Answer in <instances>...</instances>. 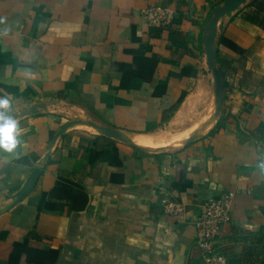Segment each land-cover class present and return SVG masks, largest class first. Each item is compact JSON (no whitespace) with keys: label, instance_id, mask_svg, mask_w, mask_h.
Here are the masks:
<instances>
[{"label":"crops","instance_id":"obj_1","mask_svg":"<svg viewBox=\"0 0 264 264\" xmlns=\"http://www.w3.org/2000/svg\"><path fill=\"white\" fill-rule=\"evenodd\" d=\"M0 96V264H207L195 219L227 191L218 250L264 264V0H0Z\"/></svg>","mask_w":264,"mask_h":264},{"label":"built area","instance_id":"obj_2","mask_svg":"<svg viewBox=\"0 0 264 264\" xmlns=\"http://www.w3.org/2000/svg\"><path fill=\"white\" fill-rule=\"evenodd\" d=\"M146 21L153 26L167 28L172 25L176 10L172 6L148 5L142 10ZM236 191H227L206 198L199 207L195 219L196 243L202 250L207 264H227L226 256L216 246V237L222 226L231 220V204ZM160 202L163 213L169 217H177L186 211V204L170 197L169 193L160 187Z\"/></svg>","mask_w":264,"mask_h":264},{"label":"clouds","instance_id":"obj_3","mask_svg":"<svg viewBox=\"0 0 264 264\" xmlns=\"http://www.w3.org/2000/svg\"><path fill=\"white\" fill-rule=\"evenodd\" d=\"M19 144V125L12 115L11 99L0 96V150L12 153Z\"/></svg>","mask_w":264,"mask_h":264},{"label":"bare ground","instance_id":"obj_4","mask_svg":"<svg viewBox=\"0 0 264 264\" xmlns=\"http://www.w3.org/2000/svg\"><path fill=\"white\" fill-rule=\"evenodd\" d=\"M218 92H220V91H214V94H215V96L214 97H218ZM219 98V97H218ZM216 101V100H215ZM215 106V105H214ZM218 107V106H217ZM214 113H212V115L211 116H209V118H208V123H207V126L208 125H210V124H212V122L214 121V119L216 118V114H215V111H213ZM217 119V118H216ZM206 128V127H205Z\"/></svg>","mask_w":264,"mask_h":264},{"label":"trees","instance_id":"obj_5","mask_svg":"<svg viewBox=\"0 0 264 264\" xmlns=\"http://www.w3.org/2000/svg\"><path fill=\"white\" fill-rule=\"evenodd\" d=\"M233 20L235 21V20H236V18H234ZM59 190H61V188L57 187V188H56V193H58V194H59V192H60ZM70 197H71V196H70ZM79 198H80V195H79L78 199L76 200V203H74V206H75V205H77V202H79V201H80V199H79ZM86 202H87V197L84 195V199H83V203H82V206H81V207H84V206H85V204H86Z\"/></svg>","mask_w":264,"mask_h":264}]
</instances>
